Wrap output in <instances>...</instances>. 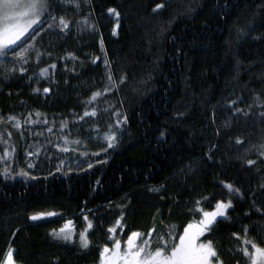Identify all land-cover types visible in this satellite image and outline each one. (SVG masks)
Returning a JSON list of instances; mask_svg holds the SVG:
<instances>
[{
    "label": "trees",
    "instance_id": "16d2710c",
    "mask_svg": "<svg viewBox=\"0 0 264 264\" xmlns=\"http://www.w3.org/2000/svg\"><path fill=\"white\" fill-rule=\"evenodd\" d=\"M50 3L26 62L16 46L0 58V264L8 249L16 264H100L132 232L177 243L229 200L202 241L248 264L245 229L264 246V0ZM89 223L87 248L52 235Z\"/></svg>",
    "mask_w": 264,
    "mask_h": 264
},
{
    "label": "snow or ice",
    "instance_id": "6c2138e0",
    "mask_svg": "<svg viewBox=\"0 0 264 264\" xmlns=\"http://www.w3.org/2000/svg\"><path fill=\"white\" fill-rule=\"evenodd\" d=\"M79 7V5H77ZM163 5H158L157 8H162ZM55 11V6L50 3V0H0V58L5 61L9 57V49L16 46L19 50H12L11 55L14 61L26 62V54L28 53L30 45L25 43L18 44L19 41L25 37L30 29H33L34 25H38L43 19L51 18L55 20L56 17L52 15ZM113 11V10H109ZM59 25L61 30L68 28V22L60 17ZM49 27H52L49 24ZM51 67H55L52 65ZM15 71L13 67L10 69ZM21 72L24 71L23 68L20 69ZM47 71V69L42 70V73ZM109 81L112 77H108ZM45 92L48 91L47 88L44 89ZM101 95L100 92H96L92 96V100H95L97 96ZM89 115L85 112V116ZM91 115L95 116L96 113L93 111ZM9 119H14L10 117ZM19 123L16 127H19ZM108 140L107 147L112 148L113 141L116 139L114 135L106 136ZM74 143H79V141H74ZM237 143H241L238 139ZM264 148V145H261ZM63 151H69L67 147ZM264 154V153H262ZM8 156L9 153H5ZM254 161L249 160L248 164L251 165ZM29 167L31 165L29 164ZM20 175H27L26 172L21 171ZM3 175L8 178L10 173L9 169L5 168ZM230 193H234L231 184L225 185ZM199 204V201L196 202ZM232 207L231 200L225 202H218L215 206L214 211H203V218L198 222L189 223L187 227L183 229V234L179 236V242L175 241L174 231H170L168 238L164 236L159 237V242L153 248L148 239L142 240L137 243V239L141 237V233L132 232L127 238V245L124 250L121 248V242L115 240L111 247L105 246L100 252V262L101 264H223L220 260L217 250L214 248L213 243L209 240L207 243H197L200 237L205 234V232L211 230V225L216 222L217 217H224L226 215L227 209ZM197 211H201L197 209ZM44 215V214H42ZM46 215H55L53 212L46 213ZM40 215H34L31 217L32 220L40 219ZM87 219V217H85ZM70 223V222H69ZM119 225V221H117ZM175 225L172 226L175 229ZM88 228H92V224H88ZM109 232L114 233L115 228H109ZM155 231V229H153ZM62 234V235H61ZM52 235L56 238H63L68 240L70 238L69 234L66 232L65 228L60 229V234H57L55 230ZM151 236V233L148 234ZM239 239V237H237ZM79 240L82 248H87L89 246V239L85 232L79 234ZM244 245H250L251 250L248 247L239 248L238 250L243 253L245 257L248 258V264H264V246L258 244L255 240L247 238V229H245V239L243 240ZM4 264H14L13 253L10 250L6 254Z\"/></svg>",
    "mask_w": 264,
    "mask_h": 264
},
{
    "label": "rangeland",
    "instance_id": "374dc122",
    "mask_svg": "<svg viewBox=\"0 0 264 264\" xmlns=\"http://www.w3.org/2000/svg\"><path fill=\"white\" fill-rule=\"evenodd\" d=\"M115 18H117V15L115 16ZM44 20V19H43ZM42 20V21H43ZM42 24V22L40 23V24H38V25H34L33 26V29H30L29 30V33L25 36V37H23L22 38V40L21 41H19L18 42V44H20L21 42H23V40H25L28 36H30L37 28H39V26ZM117 25L114 27V32H116V30H117ZM13 47H15V46H13ZM10 50V49H9ZM226 203V202H225ZM230 209V208H229ZM229 209H227V211H226V215L224 216V217H217V219H216V221L217 220H219V219H221V218H225L226 216H227V213H228V210ZM215 210V207L212 209V210H210V211H214ZM37 215H40V219H37V220H32V221H41V220H50V219H53V218H55L56 217V215H52V216H49V215H46V213L44 214V215H42V214H37ZM203 218V214H202V217H201V219ZM199 221V220H198ZM198 221H193V222H191V223H194V222H198ZM88 230H89V228H88V226L86 227V229L85 230H83V232H85L86 233V235H87V233H88ZM66 232L69 234V236H70V238L68 239V240H73V237H74V235H77V240H78V242L80 243V240H79V234L81 233H75V230L74 229H67L66 230ZM182 234H183V232H182ZM181 234V235H182ZM126 240V239H125ZM139 240V238L137 239V241ZM178 242H179V238H178ZM177 242V243H178ZM201 243H207V242H204V241H202V239H201ZM126 245H127V240L125 241V243L123 244V246H121V248L122 249H124L125 247H126ZM250 250H251V247L249 248ZM11 249H8L7 251H6V253H5V255H4V257H3V259H2V262H1V264H4V261H5V258H6V254L10 251ZM12 251V250H11ZM14 264H16L15 262H14ZM100 264H101V262H100Z\"/></svg>",
    "mask_w": 264,
    "mask_h": 264
},
{
    "label": "flooded vegetation",
    "instance_id": "af4514ba",
    "mask_svg": "<svg viewBox=\"0 0 264 264\" xmlns=\"http://www.w3.org/2000/svg\"><path fill=\"white\" fill-rule=\"evenodd\" d=\"M204 236V235H203ZM203 236H201L200 237V239H199V241H197V243H201V239L203 238ZM128 238V237H127ZM127 238H126V240H127ZM126 240H124L123 242H121V246H123V244L125 243V241ZM141 242V238H139V240L137 241V243H140ZM126 248V247H125ZM122 250H124V249H122Z\"/></svg>",
    "mask_w": 264,
    "mask_h": 264
}]
</instances>
